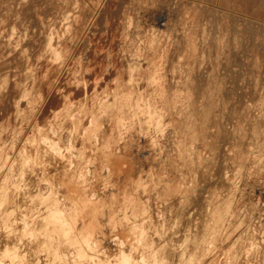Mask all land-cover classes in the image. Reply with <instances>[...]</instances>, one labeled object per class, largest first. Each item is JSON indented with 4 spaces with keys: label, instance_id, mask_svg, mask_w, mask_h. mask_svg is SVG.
<instances>
[{
    "label": "rangeland",
    "instance_id": "rangeland-1",
    "mask_svg": "<svg viewBox=\"0 0 264 264\" xmlns=\"http://www.w3.org/2000/svg\"><path fill=\"white\" fill-rule=\"evenodd\" d=\"M0 33L5 264H129L133 247L149 264H246L215 223L240 208L261 264L264 172L245 165L237 185L234 156L264 145V0H0ZM53 202L76 221L58 217L62 245ZM113 202L142 217L126 233L104 226Z\"/></svg>",
    "mask_w": 264,
    "mask_h": 264
},
{
    "label": "clouds",
    "instance_id": "clouds-1",
    "mask_svg": "<svg viewBox=\"0 0 264 264\" xmlns=\"http://www.w3.org/2000/svg\"><path fill=\"white\" fill-rule=\"evenodd\" d=\"M2 35V33H0ZM49 49L55 53V57L52 60L53 64H61L63 61V57L56 52L54 48H52V40L49 39L48 44ZM43 59V57H41ZM79 87V85H78ZM28 100V94L26 93L23 97H21V101ZM109 109H112L111 105H108ZM113 116L112 119L115 120V109H112ZM130 113H132L130 115ZM107 112H102L101 115H106ZM141 113L136 110V107L130 106L129 110L123 113V116L127 118L130 121V127L125 129V134L128 131H131L133 127L139 125L141 123L139 117ZM155 129V135L157 139L153 141V145L155 148L159 149V154L164 155V147L159 143V141L164 140V128H160L159 126H153ZM170 127V125L165 126ZM144 133L141 132V135ZM103 135L97 137L93 135L90 140L86 141L87 143H90L92 146V149H95L96 152H101L103 150ZM123 139V137H121ZM101 144L100 147H97V144ZM91 150V149H88ZM59 155V153H57ZM77 159H82L81 157H76ZM159 158V156H158ZM235 160V176L237 177L235 183L239 184V176L242 172L250 169H259L260 171L264 172V145L261 146H253V149L251 152L248 153L247 157L241 155V156H234ZM245 165H250V169H246ZM86 167V166H85ZM83 178V177H81ZM189 187H191L189 185ZM232 199H235L234 193ZM57 207V203L53 202L51 203L48 208H46V211L50 212L51 221H50V227L52 228V235L55 236L56 243L58 245L63 244V238L66 234L62 227L60 226V220L58 217H67L71 223L73 228L75 227V219L72 218V209H65L63 212L52 214V210H54ZM218 208L222 209V205H217ZM104 208H108V205H105ZM117 211H113V209H117ZM38 211V209H37ZM128 210L127 207L124 205H118V202H113L111 208L108 209V212L105 213L103 209H101L100 214L107 218L105 227L111 225L112 231L115 232L117 227L121 228L122 232H127L129 227L133 225V222L136 219H141L142 217L137 214L136 216H129L127 214ZM212 215H216V213H213ZM248 216V213L243 209H237L236 211H228L224 212L220 219L216 220L215 223L218 225L217 231H228L229 228L232 229V233H239V237L237 240V244L234 246L237 251L239 252V255L236 257V259H240V257H243L246 264H255V261L260 259V244L255 243V232L248 229L247 225L244 222V218ZM147 223V221H145ZM227 225V227H225ZM173 228L176 227V225L172 226ZM151 230V229H149ZM262 236H264V228L261 229ZM11 235V233H10ZM132 235H136L135 231L132 232ZM163 235H167V232H163ZM145 234L141 233L140 236H137V238L134 241L135 245H141L142 246V239L144 238ZM34 242V241H33ZM190 241L185 240V245L188 244ZM80 243L86 244L87 239H81ZM260 243H264V240H262ZM181 247H184V245H181ZM17 248L20 252L23 253V248L20 247V245H17ZM149 249H145V253L148 252ZM137 252V248L133 247L132 252L128 254L126 259L129 261V264H149V261L153 260V257L147 256V255H137L135 259H133V254ZM27 253H24L21 256L15 257V260L19 261L20 264H23L24 256H26ZM5 259H8V257H5L4 259H0V264H5ZM261 264H264V260L261 261Z\"/></svg>",
    "mask_w": 264,
    "mask_h": 264
},
{
    "label": "bare ground",
    "instance_id": "bare-ground-1",
    "mask_svg": "<svg viewBox=\"0 0 264 264\" xmlns=\"http://www.w3.org/2000/svg\"><path fill=\"white\" fill-rule=\"evenodd\" d=\"M121 260V259H120Z\"/></svg>",
    "mask_w": 264,
    "mask_h": 264
}]
</instances>
